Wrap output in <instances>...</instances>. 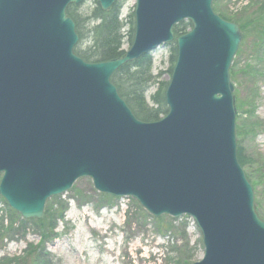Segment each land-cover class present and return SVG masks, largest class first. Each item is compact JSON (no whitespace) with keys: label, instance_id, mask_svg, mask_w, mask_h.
Segmentation results:
<instances>
[{"label":"water","instance_id":"1","mask_svg":"<svg viewBox=\"0 0 264 264\" xmlns=\"http://www.w3.org/2000/svg\"><path fill=\"white\" fill-rule=\"evenodd\" d=\"M87 0H0V196L25 220L83 178L133 198L154 217H191L204 245L193 264H264V220L237 155L231 66L240 26L214 0H136L135 35L120 59L75 52L71 5ZM108 11L117 0H95ZM177 39L168 114L139 120L112 83L124 65Z\"/></svg>","mask_w":264,"mask_h":264},{"label":"rangeland","instance_id":"2","mask_svg":"<svg viewBox=\"0 0 264 264\" xmlns=\"http://www.w3.org/2000/svg\"><path fill=\"white\" fill-rule=\"evenodd\" d=\"M95 2H83L81 11L94 8ZM135 3L136 0H126L124 20L134 12ZM213 6L243 29L231 66V71H235L231 81L235 86L237 144L251 161L244 171L256 186L255 198L256 193L263 192L259 202L264 209V28L260 34L264 25L258 22L259 27L253 22L252 27H247L248 21L264 9V0H214ZM124 49L129 50V45ZM152 57L156 80L147 93L150 105L161 84L171 80L169 46L155 49ZM60 206L65 208V219L56 221L44 244L32 220L25 228L17 220L14 229L2 230L10 223L11 214L0 196V261L32 264L34 252L41 248L47 256L46 264H178L179 252L190 257L191 263L204 256L202 236L191 217H154L133 198L97 192L88 178L78 180L66 194L48 200L45 213H54ZM157 219H162V223Z\"/></svg>","mask_w":264,"mask_h":264},{"label":"trees","instance_id":"3","mask_svg":"<svg viewBox=\"0 0 264 264\" xmlns=\"http://www.w3.org/2000/svg\"><path fill=\"white\" fill-rule=\"evenodd\" d=\"M125 3L126 0H117L108 11L102 10L97 2L94 3V8L85 12L81 11V5L69 6L67 12L74 20L76 24V32L79 36V42L75 47L77 55L89 63L108 62L120 59L125 55L126 50L124 49V46L128 44L130 48L133 44L135 35L134 12L130 13L126 20L122 18V10ZM214 10L222 18L230 21V19L219 13L216 8H214ZM253 22H256L259 27L260 24L258 22H261V24L263 23L264 25V9L261 10L257 17L248 21L247 27H252L250 24H253ZM261 27L260 34L262 33L264 26L261 25ZM191 28L192 24L187 21L181 22L174 28L175 40L167 45L171 52V66L168 71L170 75H172L177 62V39L186 34ZM153 68L154 60L152 54H146L140 59L127 63L121 67L111 78V81L116 86L120 96L132 109L135 116L143 122L159 121L169 112V107L166 102V90L169 82L163 85L161 84L158 91L151 97L153 105H150L147 101V93L156 80L153 76ZM233 72L235 73V71H231L232 78H234ZM248 73H251V71ZM237 155L243 168L248 166L251 162L247 158L240 144L237 145ZM253 186L254 188L256 187L255 185ZM262 193L263 192L256 193V206L260 216L264 219V209L262 208V203L259 202ZM8 211L11 214L10 223L6 229L2 228V230L9 231L14 229L17 220L20 221L22 228H25L26 225H28L27 222L30 220H21L19 215L9 207ZM64 212L65 208L60 206L57 210H54V213L52 210L47 211L42 220H32L34 221V228H37L40 231L44 244L45 242L47 243L50 235L53 233L52 229L56 221L65 219ZM157 220L162 223V219ZM39 251L34 252L35 255L32 258V264H46L47 256L42 253L44 249L41 248ZM178 258V264H191L190 257L181 255V252H179ZM0 264H9V262L7 259H3L0 261ZM20 264H24V261Z\"/></svg>","mask_w":264,"mask_h":264}]
</instances>
